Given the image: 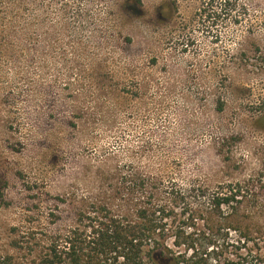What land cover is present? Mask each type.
I'll use <instances>...</instances> for the list:
<instances>
[{"label":"rangeland","instance_id":"374dc122","mask_svg":"<svg viewBox=\"0 0 264 264\" xmlns=\"http://www.w3.org/2000/svg\"><path fill=\"white\" fill-rule=\"evenodd\" d=\"M221 2L0 0L1 250L72 224L110 184L127 192L122 175L185 195L246 183L264 199V0ZM197 203L210 202L187 196L175 213L190 262L223 264L225 239L249 264L237 233L180 217ZM263 203L226 222L244 231Z\"/></svg>","mask_w":264,"mask_h":264},{"label":"trees","instance_id":"16d2710c","mask_svg":"<svg viewBox=\"0 0 264 264\" xmlns=\"http://www.w3.org/2000/svg\"><path fill=\"white\" fill-rule=\"evenodd\" d=\"M108 1H121L135 12L141 6V0ZM222 2L227 7L232 0ZM126 177L122 175L121 180L128 182L127 192L110 184L104 200L77 207L72 224L67 227L30 230L19 239L14 235L11 252L0 249V264H192L186 251L180 250L186 244L183 226L187 224L183 222L182 226L175 219L177 207L184 204L187 196L208 197L210 203L206 210L199 203L197 210L182 208L180 217L193 221L208 216L211 237L221 232L237 233L236 244L240 242L238 248L245 249L249 264H264V236L257 225L264 208L253 212L254 216L248 218L251 224L244 231L226 222L238 205L251 202L256 207L264 202L253 186L235 182L209 189L198 185L185 195L174 182L163 177L144 173L131 174L129 180ZM230 246L233 248L234 244L225 239L220 246L225 254L223 264H233Z\"/></svg>","mask_w":264,"mask_h":264}]
</instances>
